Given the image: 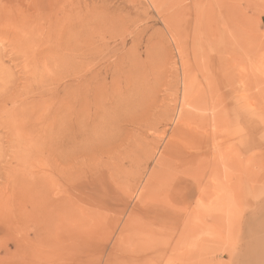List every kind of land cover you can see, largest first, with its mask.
I'll return each mask as SVG.
<instances>
[{
  "label": "rangeland",
  "instance_id": "rangeland-1",
  "mask_svg": "<svg viewBox=\"0 0 264 264\" xmlns=\"http://www.w3.org/2000/svg\"><path fill=\"white\" fill-rule=\"evenodd\" d=\"M90 49L92 53H89ZM0 56L2 68L6 70L7 67L11 75L9 86L6 81L5 87L3 82L0 83V264H264V0H0ZM2 78L0 81L8 80ZM76 86L84 88L80 102L86 106L96 102V98L101 99V104L104 102L101 107L97 104L100 100L96 102L98 110L104 108L98 114L108 112L107 115L112 117V113V121L107 115L105 119L110 124L117 123L112 124L117 128V134L119 130L122 133L118 134L121 137L117 135L120 139L114 138L110 144L118 143L114 147H119V150L112 147L111 157L107 154L111 151L106 153L111 146L102 150L97 141V145H92L95 151L88 149L90 145L79 143L76 148L79 154L76 150L62 154L66 160L60 154L55 153L56 157L50 151L47 153V119L51 121L53 116L55 120L57 116L58 122L65 93ZM95 87L97 91L93 89ZM83 104L78 107L83 108ZM86 106L82 113L87 112ZM88 108L91 113V105ZM179 110L186 114L182 127L188 129H179L180 136L177 130L178 137H189V129L197 128L202 132L193 130L197 134L193 133L195 138L190 131V137L196 141L193 145L190 137V141L184 138L183 142L175 141L177 150L182 153L177 152V157L176 149L168 151L164 144L180 122L175 119ZM217 120H223L222 124ZM184 130L186 133L182 132ZM220 130L221 134L228 132L219 137ZM183 133L187 135L183 136ZM176 135L175 140H178ZM127 137L128 147L123 143L120 147L118 140ZM205 144L206 147H202ZM78 147L88 155L83 157ZM160 152L173 157L161 156ZM75 155H78L76 159ZM162 157L171 162L170 168H180L175 171L181 170V174H169L173 170L170 171L168 161L161 160ZM199 157L210 160L205 162ZM177 158L184 164L180 165ZM215 158H220V166ZM115 160H118V170L112 165ZM208 161L215 164L210 166ZM54 162L58 166L52 165ZM60 163L63 169L57 175L62 166ZM156 164H165L158 166L162 170L165 167L164 171L169 168L165 171L169 178L164 177V171L159 172ZM208 166L212 172L215 166L218 171L212 173ZM53 167L56 169L52 170ZM104 167L108 171L106 168L104 171ZM198 170L203 172L196 177L194 171ZM98 173L103 175L99 177ZM160 173L164 178L158 176ZM52 177L58 179V182L55 180L58 185ZM93 177H99L96 178L98 185H106L99 187ZM101 178L103 182H100ZM146 178L149 182L166 179L161 181L162 184L157 182L165 192H161L162 187L157 189L155 181L151 182L157 190L152 189L153 194L148 197L151 200L146 199L150 204L142 205L135 199L136 190L143 187ZM49 180L55 185L51 183V186ZM206 180H209L208 184ZM40 181L49 184H45L47 191L44 183H37ZM168 185L170 190L166 191ZM202 185L204 191L200 194ZM37 186L45 188H40L42 194ZM204 187L212 191L207 189V192ZM214 191L222 193L217 197ZM37 196L41 199L39 205ZM219 197L220 205L214 203H219ZM213 203L217 205L216 209ZM189 204L194 205L192 211L195 214L190 211L193 205ZM232 205L234 212L230 211ZM171 206H175L172 211ZM209 206L214 211L221 209L220 221L217 219L220 211H211ZM34 207L39 208L36 213ZM191 212L195 217L197 214V220L190 217ZM138 213L141 217L136 221ZM127 216L133 221L129 220L131 224L126 223ZM187 216L193 217L191 220L195 219L197 224ZM158 217L161 222L155 225ZM188 223L190 228L192 226L191 232ZM213 223L220 228L216 230ZM147 226L153 229L148 230ZM154 226H157L155 230ZM182 231L188 236L179 233ZM178 234H181L182 242H178ZM19 249L24 252H21L23 259Z\"/></svg>",
  "mask_w": 264,
  "mask_h": 264
},
{
  "label": "bare ground",
  "instance_id": "bare-ground-1",
  "mask_svg": "<svg viewBox=\"0 0 264 264\" xmlns=\"http://www.w3.org/2000/svg\"><path fill=\"white\" fill-rule=\"evenodd\" d=\"M13 10H15V9H13ZM24 17H25V16H24ZM24 17H23V18H24ZM27 18H28V17H27ZM27 18H26V19H27ZM26 19H25V21H26ZM23 21H24V20H23ZM84 46H85V45H84ZM81 47H83V45H81ZM91 51H92V50L90 49V50H89V53H90ZM83 53H86V52H82V54H83ZM91 53H92V52H91ZM80 61H81V60H80ZM82 61H84V60H82ZM80 63H81V62H80ZM82 63H83V62H82ZM82 63H81V65H82ZM86 63H87V62H86ZM83 64H84V63H83ZM2 67H3V59H2V56H0V79H1V77H3L4 79L8 78V80L0 81V83L3 82V85H4V82H5V81H6V82L11 81V80H10L11 78H9L11 75L9 74L10 72H8L7 67H5L6 70L3 69ZM86 67H87V66H86ZM81 69H82V68H81ZM92 69H93V68H92ZM9 70H10V69H9ZM78 71H80V70H78ZM83 71H85L84 66H83ZM83 71H81V72H83ZM86 71H88V70L86 69ZM88 72H89V71H88ZM86 73H87V72H86ZM79 74H81V73L78 72V75H79ZM90 74H91V73H90ZM184 74H185V73H184ZM75 75H77V74H75ZM82 75H83V74H82ZM82 75H79V76H82ZM79 76H78V78H79ZM89 76H90V75H89ZM76 77H77V76H76ZM76 77H75V78H76ZM82 77H83V76H82ZM3 78H2V79H3ZM80 78H81V77H80ZM81 79H82V78H81ZM86 79H87V78H85V80H86ZM94 79H96V78H94ZM83 80H84V79H83ZM186 80H187V79H186ZM78 82H79V80H78ZM80 82H82V81L80 80ZM85 82H86V81H85ZM87 82H88V81H87ZM95 82H96V81H95ZM93 83H94V82H93ZM183 83H184V82H183ZM9 84H10V82L6 83L7 86H9ZM3 85H2V86H3ZM74 85H75V84H74ZM83 85H84V83H83ZM89 85H90V83H89ZM69 86H70V85H69ZM92 86H93V85H92ZM96 86H97V83H96ZM3 87H5V85H4ZM76 87H77V86H76ZM76 87L73 88V91H71V90H72V89H71L70 91H66V93H65V90H67L68 88L64 90V93H65V96H64V97H65V98L63 99L62 104H60V107H59V110L61 111V113H60V112H59V113H60L61 115H60V116L58 115V116L60 117L59 120H58V122H57V120H56V117H57V116L55 117V120L52 119L53 116H52V118H50L51 121H50V120L48 121V119H47V123H48V122H49V123L45 125V126L47 127V128L45 127V128L47 129V131H46L47 135H45V136H47V137H46V138H47V143L45 142V144L47 145L46 148L48 149V152H47V153H49V151H50V154H51V155H55V156H56L57 154H60V156H61L62 154H65V153L68 154L70 151H74V153H75V150L77 151L76 148H77V146H78L79 143H80V144H84V146H85V145H87V146L90 145L91 147H89V148L87 147V148H88V149L92 148V150H91V149H90V150H91V151H93V150L95 151V149H93V148H94L93 146L97 145V144H96V141H97V143H99V145H100V143H101L102 147L99 146V147H101L100 149H102V148H106V149H108L107 147H110V146L112 145L111 143H113L112 141L114 140V138H115V139H120L119 137H121V134H122V133L120 132V130H119V132H118V134L121 133L120 136H119V135L117 134V131H116L117 128L113 126V124L115 125V124H117V123H113V122H111V124H110V122H109L107 119H105V118H106L105 115H107L108 112H107V114H105V113L102 114V112H103V111H102V112H100L101 114H98V111H100V109L103 110L104 108H100V109L98 110L97 104H98V106L100 105V107H101V105H102L104 102L102 101V104H101V99H98V100H97V98L93 96L94 98H96L95 101L97 102V101L100 100V101H99L100 103L97 102V104H96V102H93V103H91V104L89 103V104L86 106L85 104H83V102H80V97H83V96H81V95H83V94H82V93H83L82 91L84 90V88H83V87H80V86L77 87V88H76ZM97 87H99V86H97ZM97 87H95V88H93V89L96 90ZM69 88H70V87H69ZM86 88H87V85H86ZM86 88H85V89H86ZM88 88H90V87H88ZM91 88H92V87H91ZM209 88H211V87L209 86ZM7 89H8V87H7ZM97 89H98V88H97ZM87 90H88V89H87ZM91 91H92V89H91ZM96 91H97V90H96ZM98 91H99V90H98ZM86 92H87V95H88V91H86ZM0 93H1V91H0ZM84 93H85V91H84ZM94 93H95V92H93V95H94ZM97 93H98V92H97ZM97 93H96V94H97ZM99 94H100V93H98V96H99ZM1 95H2V94H1ZM63 95H64V94H63ZM71 95L73 96V100L71 99V97H72ZM85 95H86V94H85ZM96 96H97V95H96ZM220 96H221V95H220ZM91 97H92V96H91ZM93 97H92V98H93ZM99 97H100V96H99ZM99 97H98V98H99ZM197 97H199V96H197ZM200 97H201V96H200ZM199 99H200V98H199ZM8 100H9V99H8ZM78 100H79V101H78ZM86 100H87V99H86ZM88 100H89V99H88ZM88 100H87V101H88ZM93 100H94V99H93ZM203 100H204V99H203ZM83 101H85V99H84ZM89 101H90V100H89ZM191 101H193V100H191ZM78 102H80L81 104H83V106H84V105L86 106L87 109H84L85 111L87 110L86 113H85V112L82 113V109L85 108V106H84L83 108H81V105H80V107H78L79 104H80V103L78 104ZM90 102H91V101H90ZM198 102H199V101H198ZM198 102H197V103H198ZM212 102H213V101H212ZM84 103H85V102H84ZM214 103H215V102H214ZM214 103H213V104H214ZM223 103H224V102H223ZM86 104H87V103H86ZM199 104H200V103H199ZM201 104H202V103H201ZM206 104H207V102H206ZM215 104H216V103H215ZM217 104H218V103H217ZM90 105H91V107H92V109H93V111H92L91 113H90V110H89V108H88V106H90ZM111 105H112V104H111ZM186 105H187V104H186ZM224 105H225V104H224ZM104 106H105V107H108V106H106L105 104H104ZM104 106H103V107H104ZM112 106H115V104L112 105ZM116 106H118V105H116ZM127 106H128V105H127ZM180 106H181V105H180ZM216 106H217V105H216ZM216 106H215V108H216ZM220 106H221V105H220ZM4 107H5V106H4ZM118 107H119V106H118ZM202 107H203V106H202ZM223 107H224V106H223ZM223 107H222V108H223ZM109 108H110V106H109ZM112 108H114V107H112ZM182 108H183V105H182ZM212 108H213V107H212ZM230 108H231V107H230ZM186 109H187V108H186ZM213 109H214V108H213ZM84 110H83V111H84ZM107 110H109V109H107ZM112 110H113V109H112ZM228 110H229V109H228ZM80 111H81V112H80ZM117 111H118V110H117ZM181 111H182V110H181ZM181 111L179 110V113H178V115H177V118H175L176 120L178 119V120L180 121V122L178 121L179 123H177V125H175V126H177V127L174 128V129H175V130H174L175 133L172 134V133L174 132V131H173V132L171 133L172 136L170 135L171 137H170L169 141L166 142V144H164V145L166 146V150H167V148H168V151L170 150V148H171V150H173V151H174L175 149L177 150V148H176V147H177L176 145L178 144L177 142H178V141L180 142V140H182V139L184 138V137H182V139H181L180 137H178V136H180V135L182 134V133H180V131L183 130V129H188L187 127H184V128L182 127V126H183V123H185V121H186V120H185V119H186V114L184 115V113H182V114L185 116V118H184L183 115L180 113ZM202 111H204V110H202ZM216 111H217V110H216ZM220 111H221V110H220ZM222 111H223V110H222ZM222 111H221V112H222ZM224 111H225V110H224ZM232 111H233V110H232ZM221 112H220V113H221ZM226 112H227V111H226ZM233 112H234V111H233ZM53 113H54V111H53ZM59 113H58V114H59ZM81 113H82V114H81ZM110 113H111V112H110ZM187 113H189L188 109H187ZM190 113H191V111H190ZM193 113H194V112H193ZM193 113H191V114H193ZM212 113H213V112H212ZM214 113H215V112H214ZM216 113H217V112H216ZM84 114H85L86 116H83ZM87 114H88V115H87ZM210 114H211V113H210ZM218 114H219V113H218ZM218 114H217V115H218ZM227 114H228V115H229V114L231 115V113H229V112H228ZM51 115H52V113L50 112L49 117H51ZM55 115H57V114H55ZM55 115H54V116H55ZM120 115H121V113H120ZM188 115L190 116V114H188ZM188 115H187V116H188ZM202 115H203V114H202ZM211 115H212V114H211ZM222 115H223V113H222ZM232 115H233V114H232ZM107 116H108V115H107ZM109 116H110V115H109ZM109 116H108V119H110V121H112V119H114V118H112V117H113L112 113H111V116H112V117H109ZM194 116H195V113H194ZM196 116H198V115H196ZM196 116H195V117H196ZM206 116H207V115H206ZM225 116H227V115H225ZM213 117H214L213 119H218V118H217L218 116H217L216 118H215V116H213ZM227 117H228V116H227ZM183 118H184V119H183ZM57 119H58V117H57ZM87 119H88V120H87ZM129 119H130V117L128 118V120H129ZM132 119H133V118H132V116H131V120H132ZM198 119H199V118H198ZM201 119H202V118H201ZM205 119H206V118H205ZM224 119H226V118L224 117ZM224 119H223V120H224ZM94 120H96V121H94ZM105 120H107V121H105ZM120 120H121V119H120ZM176 120H175V121H176ZM184 120H185V121H184ZM202 120H203V119H202ZM223 120H222V121H223ZM115 121H116V120H115ZM175 121H174V122H175ZM188 121H190V119H189ZM191 121H192V120H191ZM217 121H219L220 124H222V123H221L222 121H220V120H217ZM217 121H216V123H217ZM106 122H108V123H106ZM116 122H118V121H116ZM176 122H177V121H176ZM182 122H183V123H182ZM195 122H197V121H195ZM205 122H206V121H205ZM205 122H204V124H205ZM112 123H113V124H112ZM131 123H132V122H131ZM186 123H188V122H186ZM216 123H215V126H216ZM174 124H175V123H174ZM188 124H189V123H188ZM191 124L193 125V123H191ZM191 124H190V125H191ZM198 124H199V123H198ZM192 125H191V126H192ZM206 125H207V124H206ZM212 125H213V123H212ZM218 125H219V123H218ZM224 125H225V123H224ZM199 126H200V124L198 125V128H199ZM188 127H189V125H188ZM193 127H194V125H193ZM195 127H197V126H195ZM195 127H194V128H195ZM202 127L205 128L206 126H202ZM218 127H219V126H217V128H218ZM118 128H119V127H118ZM181 128H183V129H181ZM219 128H220V127H219ZM219 128H218V129H219ZM179 129H181V130H179ZM195 129L197 130V128H195ZM195 129H192V130L189 129V130L191 131L193 137H194L195 134H196V133L193 131V130H195ZM201 129H202V128H201ZM223 129L225 130L224 127H223ZM172 130H173V129H172ZM177 130H178V133H177ZM189 130H188V131H189ZM198 130H199V129H198ZM198 130H197V131H198ZM216 130H217V129H216ZM221 130H222V128H221ZM221 130H220V132H219L220 134L218 133V134H219V137H221L220 135H223V134H225V133H227V132L229 131V129H228L227 132H224V130H223L224 133L221 134ZM190 131L187 132V133H189V134H188L189 137H190V135H191V134H190ZM210 131H211V128H210ZM182 132H185V133H186L185 130L182 131ZM200 132H202V131H201V130L198 131V133H200ZM203 132H204V131H203ZM215 132H216V131H215ZM46 133H45V134H46ZM176 133L178 134V136L176 135ZM185 133H183V134H184L183 136L187 135V134H185ZM193 133H195V134H193ZM205 133H206V131H205ZM209 133H210V132H209ZM213 134H214V133H213ZM215 134L217 135V133H215ZM228 134H229V133H228ZM117 135L119 136L118 138H117ZM175 135L178 137V140H175ZM196 135H197V134H196ZM199 135L204 136L203 134H199ZM208 135H209V134H208ZM210 135H211V134H210ZM142 136H143V135H142ZM146 136H147V135H146ZM144 137H145V136H144ZM185 137H187L186 139L184 138L185 140L189 139L188 136H185ZM198 137H199V136H198ZM209 137H210V136H209ZM213 137H214V136H213ZM171 138L174 140V142H173V140H171ZM195 138H196V136H195ZM195 138H194V139H195ZM121 139H122V138H121ZM128 139H129L128 137H127L126 139H123V140H122L123 142H122L121 140H120L121 142L118 140L119 144L121 143V144H120V145H121L120 147H122V143H123V144H127L126 141H127ZM131 139H133V138H131ZM144 139H145V138H144ZM176 139H177V138H176ZM179 139H180V140H179ZM184 139H183V140H184ZM190 139H191V142H190V143L192 144V142H193L194 140H192L193 138H191V137H190ZM190 139H189V141H190ZM199 139H200V137H199ZM202 139H204V138L202 137ZM210 139H212V137H211ZM125 140H126V141H125ZM134 140H135V138H134ZM137 140H138V139H137ZM183 140H182V142H183ZM197 140H198V139H197ZM205 140H206V139H205ZM124 141H125V143H124ZM146 141H147V140H146ZM146 141H145V142H146ZM175 141H177V142H175ZM189 141H188V142L184 141V142L189 143ZM215 141H216V140H215ZM215 141H214V142H215ZM115 142H116V140H115ZM115 142H114V143H115ZM134 142H137V141H134ZM141 142H144V140H143V141L141 140ZM182 142H181V143H182ZM194 142H196V141H194ZM209 142H210V140H209ZM212 142H213V141H212ZM137 143H138V142H137ZM139 143H140V142H139ZM163 143H164V142H163ZM176 143H177V144H176ZM181 143H180V144H181ZM186 143H185V144H186ZM190 143H189V144H190ZM206 143H207V142H206ZM94 144H95V145H94ZM110 144H111V145H110ZM115 144H116V145H114V146H117V145H118V143H115ZM180 144H179V145H180ZM183 144H184V143H182V145H183ZM189 144H188V145H189ZM194 144H195V143H194ZM217 144H218V143H217ZM92 145H93V146H92ZM103 145H104V146H103ZM138 145H139V144H138ZM179 145H178V148H179ZM192 145H193V144H192ZM114 146H111V147L109 148L110 150H106V153H107V151H109V152L111 151L110 153H107L108 155H110L111 153L114 152L113 149H112V147H113L114 149L116 148V147H114ZM123 146H124V145H123ZM146 146H147V144H146ZM195 146H196V145H194V147H195ZM198 146H200V145H198ZM203 146L206 147V144H205V145H202V147H203ZM207 146H208V145H207ZM79 147H81V148L84 149V147H82V146H79ZM79 147H78V148H79ZM127 147H128V144H127ZM147 147H148V146H147ZM150 147H151V146H150ZM185 147H186V146H184L183 148H185ZM187 147H188V146H187ZM190 147L192 148V146H190ZM205 147H204V150H206ZM125 148H126V147H125ZM152 148H153V147H152ZM152 148H151V149H152ZM164 148H165V147H164ZM173 148H174V149H173ZM191 148H190V149H191ZM195 148H196V147H195ZM208 148H209V147H208ZM213 148H214V147H213ZM79 149H80V148H79ZM79 149H78V150H79ZM98 149H99V148H98ZM111 149H112V150H111ZM116 149L119 150V147L116 148ZM181 149H182V148H181V146H180V150H181ZM200 149H201V148H200ZM200 149H199V150H200ZM80 150H82V149H80ZM80 150H79V151H80ZM90 150H89V151H90ZM102 150H103V149H102ZM102 150H100V151L102 152ZM104 150H105V149H104ZM122 150H123V149H122ZM129 150H130V149H129ZM176 150H175V151H176ZM182 150H183V149H182ZM192 150H193V149H192ZM192 150H191V151H192ZM202 150H203V149H202ZM204 150H203V151H204ZM233 150H234V148H233ZM55 151H56V152H55ZM89 151H88V152H89ZM112 151H113V152H112ZM115 151H116V150H115ZM124 151H125V150H124ZM175 151H174V154H175V155L178 154L177 152H179V150H177L176 153H175ZM187 151H188V150H187ZM194 151H195V150H194ZM197 151H198V150H197ZM203 151H202V152H203ZM217 151H218V150H217ZM220 151H221V150H220ZM81 152H83V154H84V155L82 154L83 157L86 156V155H88V154L85 155L84 150L80 151V154H81ZM85 152H86V151H85ZM104 152H105V151H104ZM104 152H102V153H104ZM138 152H139V151H138ZM144 152H145V150H144ZM150 152H151V151H150ZM154 152H155V151H154ZM164 152H166V151H163V153H164ZM170 152H171V151H170ZM170 152H166V154H167V153H170ZM198 152H199V151H198ZM206 152H207V151H206ZM206 152H205V154H206ZM55 153H57V154H55ZM89 153H90V152H89ZM91 153H92V152H91ZM160 153H161V154H159V155L162 156V155H163L162 152H160ZM171 153H172V152H171ZM179 153L182 154L181 152H179ZM183 153L185 154V152H183ZM195 153H196V152H195ZM220 153H221V152H220ZM77 154H79L78 151H77ZM104 154H105V153H104ZM115 154L119 155V153H117V152H116ZM127 154H128V153H127ZM127 154H126V155H127ZM148 154H149V153H148ZM174 154H173V155H174ZM184 154H183V156H185ZM187 154H188V153H187ZM192 154H193V153H192ZM203 154H204V153H203ZM207 154H209V153L207 152ZM218 154H219V153H218ZM73 155H74V154H72L71 156H73ZM105 155H106V154H105ZM108 155H106V156L108 157ZM121 155H122V154H121ZM121 155H120V156H121ZM126 155H125V156H126ZM145 155H146V153H145ZM171 155H172V154H171ZM171 155H169V154H168V155H165V154H164L163 156H171ZM188 155H189V154H188ZM193 155H194V154H193ZM196 155H197V154H196ZM196 155H195V156H196ZM220 155H221V154H219V157H220ZM55 156L53 157L54 160H55ZM62 156H63V155H62ZM62 156H61V157H62ZM66 156H67V155H66ZM75 156H76V155H75ZM77 156H78V155H77ZM77 156L75 157V159L77 158ZM80 156H81V155H80ZM106 156H105V157H106ZM115 156H116V155H115ZM138 156H139V155H138ZM176 156H177V155H176ZM176 156H175V157H176ZM180 156L182 157V155H180ZM186 156H187V155H186ZM195 156H192V157H195ZM198 156H199V154H198ZM203 156H205V155H203ZM207 156H209V155H207ZM214 156H215V154H214ZM48 157H49V156H48ZM56 157H57V156H56ZM69 157H70V156H69ZM110 157H111V155H110ZM172 157H173V156H171V158H172ZM177 157H179V155H178ZM200 157H201V156H200ZM200 157H199V158H200ZM217 157H218V155H217ZM217 157H216V158H217ZM50 158H51V157H49L48 159L50 160ZM63 158L65 159V158H67V157L63 156ZM157 158L159 159L160 157H157ZM163 158H164V157H162L161 160H164L165 162L168 161L167 163H169V160H168L167 157H166V158H167V161H166L165 159H163ZM169 158H170V157H169ZM171 158H170V159H171ZM189 158H190V157H189ZM216 158L214 159L215 162H216L218 159H220V158H218V159H216ZM59 159H60V158H59ZM61 159H62V158H61ZM61 159H60V161H61ZM127 159H128V158H127ZM177 159H178V158H177ZM177 159H174V160H177ZM187 159H188V158H187ZM191 159H192V158H191ZM203 159H204V157H203ZM203 159L200 158V160H203ZM212 159H213V158H212ZM49 160H48V162H50ZM65 160H66V159H65ZM137 160H138V159H137ZM159 160H160V159H159ZM159 160H156V161H159ZM179 160H180V158L178 159L177 162H179ZM182 160H183V159H182ZM182 160H181V161H182ZM197 160H198V158H197ZM204 160H205V159H204ZM207 160H210V159H207ZM207 160H205V162H207ZM57 161H58V160H57ZM109 161H111V159H109ZM112 161L114 162L113 159H112ZM112 161H111V162H112ZM117 161H118V160H117ZM117 161L115 160V163H113L112 165H113V168L115 167V168L118 170V167H119V166H118V162H117ZM119 161H120V160H119ZM129 161H130V160H129ZM156 161H155V162H156ZM164 161H163V162H164ZM170 161H171V160H170ZM172 161H173V160H172ZM185 161H188V160H186V158H185ZM222 161H223V160H222ZM222 161H221V162H222ZM58 162H59V161H58ZM102 162H103V161H102ZM106 162H107V161H106ZM125 162H126V161H125ZM131 162H132V161H131ZM159 162H160V161H159ZM159 162H157V163H159ZM163 162H162V163H163ZM177 162L175 161V163H177ZM182 162H183V161H182ZM182 162H181V163L179 162V164L182 165ZM190 162H191V160H189V163H190ZM196 162H197V161H196ZM196 162H195V163H196ZM202 162H203V161H201V163H202ZM208 162H210V161H208ZM218 162H219V163H216V164H217L218 166H220V165H221V164H220V160H218ZM50 163H51V162H50ZM52 163H53V162H52ZM56 163H57V162H54V164H52V165L55 166ZM107 163H108V162H107ZM121 163H122V162H121ZM134 163H135V162H134ZM167 163H166V166H167ZM170 163H171V162H170ZM170 163H169V168H170V166H172V164H170ZM172 163H174V162H172ZM175 163H174V165H175ZM186 163H187V162H186ZM199 163H200V161L198 162V164H199ZM212 163H213V161L210 162V166H211ZM60 164H61V163H60ZM108 164H109V163H108ZM110 164H111V163H110ZM139 164H140V163H139ZM179 164H177L176 166H180ZM183 164H184V162H183ZM192 164H193V163H192ZM196 164H197V163H196ZM198 164H197V165H198ZM202 164H203V163H202ZM204 164H205V163H204ZM208 164H209V163H207L206 166H207ZM214 164H215V163H213V165H214ZM52 165H51V166H52ZM56 165H57V164H56ZM61 165H62V164H61ZM61 165H60V166H61ZM99 165H100V164H99ZM161 165L164 166L165 164H159V165L156 164L157 169H159L158 166H161ZM187 165L189 166V165H191V164H187ZM197 165H196V166H197ZM213 165H212V167H214ZM217 165H216V166H217ZM57 166H58V165H57ZM135 166H136V165H135ZM185 166H186V165H185ZM191 166H192V165H191ZM194 166H195V164H194ZM194 166H193V167H194ZM199 166H200V165H199ZM216 166H215V169L218 167V166H217V167H216ZM186 167H187V166H186ZM208 167H209V166H208ZM57 168H58V167H57ZM105 168H106V167H104V171H106ZM110 168H111V167H110ZM143 168H144V166H143ZM154 168H155V167H154ZM164 168H165V167H164ZM164 168H163V170H162V168H160L161 170L159 169V172L164 171ZM166 168H168V167H166ZM169 168L166 169L165 171L168 172ZM181 168L184 169L185 167H184V168L181 167ZM201 168H202V166H201ZM204 168H207V167H205V165H204ZM209 168H210V167H209ZM209 168H208V169H209ZM218 168H219V167H218ZM218 168H217V169H218ZM50 169H51V168H50ZM50 169H49V171H50ZM53 169H54V167L52 168V170H53ZM55 169H56V168H55ZM55 169H54V170H55ZM58 169H60V170L57 171V173L54 171L57 175H58V172H60V171L63 169V165L61 166V168H58ZM58 169H57V170H58ZM102 169H103V167H102ZM106 169H107V171H108V168H106ZM136 169H137V168H136ZM170 169H171L170 171H172V170H173V171L170 172L169 174L174 173V172L176 173L177 170L180 169V168H174V169H173V168H170ZM175 169H177V170L175 171ZM190 169H191V167H190ZM198 169H200V167H199ZM213 169H214V168H213ZM215 169H214L213 172L218 171V170L215 171ZM219 169H220V168H219ZM46 170H47V169H46ZM119 170H120V169H119ZM122 170H123V169H122ZM130 170H131V169H130ZM132 170H133V169H132ZM152 170H155V169L152 168ZM191 170L193 171V169H191ZM200 170H201V169H200ZM204 170H206V169H203V171H204ZM209 170L211 171V168H210ZM209 170H208V171H209ZM104 171H103V174L105 175ZM125 171H126V170H125ZM157 171H158V170H157ZM157 171H156V172H157ZM165 171H164V172H165ZM178 171H179V170H178ZM186 171H187V170H185L183 173H186ZM203 171H199V170H198V172H197V171H194V172L197 173V174L195 173L196 177H197V175H198L199 172H200V176H201V172H203ZM52 172H53V171H52ZM63 172H64V171H62V173H63ZM97 172H98V171H97ZM109 172H110V171H109ZM111 172H112V171H111ZM121 172H122V171H121ZM152 172H155V171H152ZM152 172L149 174L150 177H152V175H151ZM164 172H163V173H164ZM180 172H182V171L180 170ZM180 172H179V173H180ZM194 172H192V174H193ZM211 172H212V171H211ZM213 172H212V173H213ZM47 173H48V172H47ZM47 173H46L45 175H47ZM90 173H91V172H90ZM95 173H96V170H95ZM113 173H114V172H113ZM129 173H130V171H129ZM129 173H128V174H129ZM138 173H139V172H138ZM165 173H166V172H165ZM165 173H164V174H165ZM177 173H178V172H177ZM179 173H178V174H179ZM219 173H220V172H219ZM48 174H50V173H48ZM59 174H61V173H59ZM91 174H92V173H91ZM93 174H94V173H93ZM103 174H100V175H99V173H98L99 177H101ZM116 174H117V173H116ZM132 174H133V173H132ZM153 174L155 175L156 173H153ZM160 174H161V173H160ZM180 174H181V173H180ZM209 174H211V173L209 172ZM217 174H218V172H217ZM98 175H97V176H98ZM149 175H148V176H149ZM154 175H153V177H154ZM162 175H163V174H161V176H160V175H158V176L161 177V178H164L165 176H168L167 173L164 175V177H162ZM171 175H172V174H171ZM184 175H185V174H184ZM186 175H187V174H186ZM186 175H185V176H186ZM47 176H48V175H47ZM47 176H46V177H47ZM51 176H53V175H51ZM61 176H62V175H61ZM94 176H95V174H94ZM108 176H109V178H110V175H107V177H108ZM126 176H127V175H126ZM129 176H130V175H129ZM173 176H174V174H173ZM173 176H172L171 178H174V177H175V176H174V177H173ZM193 176H194V175H193ZM193 176H192V177H193ZM200 176L198 177L199 179L201 178ZM99 177H95V179H94V177H93L94 181H96V180H97L96 178H99ZM118 177H119V176H118ZM132 177H133V176H132ZM155 177H156V176H155ZM186 177H187V176H186ZM186 177H182V178H185V179H186ZM192 177H190V178H192ZM213 177L215 178V175H214V174H213ZM37 178H38V177H37ZM50 178H51V177H50ZM91 178H92V177H91ZM104 178H105V177H104ZM156 178H158V177H156ZM165 178H166V177H165ZM168 178H169V176H168ZM168 178H167V179H168ZM190 178H189V180H188V179H187V180L191 182ZM194 178H195V177H194ZM194 178H193V179H194ZM208 178H209V180H210V182H211L212 179H210V177H208ZM211 178H212V176H211ZM229 178H230V177H229ZM231 178H232V177H231ZM52 179H53L54 182H56V181L58 180V179L56 178L57 180L55 179V180H56V181H55L53 177H52ZM93 179H92V180H93ZM111 179H112V178H111ZM159 179H160V178H159ZM159 179H157V182H159V183H161V184H162L163 180H164V181L166 180V179H161V181H162V182H161ZM193 179H192V180H193ZM195 179H196V178H195ZM206 179H207V178H206ZM233 179H234V178H233ZM92 180H90V182H91ZM105 180H106V178H105ZM113 180H116V179H113ZM158 180H159V181H158ZM169 180H170V179H169ZM171 180H172V179H171ZM209 180H206L207 184L209 183ZM53 181H52V180H49L48 183H49L51 186H53V185H55V184L58 185V183H57L58 181H57L55 184H53ZM98 181H99V180L96 181L97 185L99 184ZM106 181H107V180H106ZM146 181H147V182H145L144 185H141V186H143V187H141L140 189L136 190L137 198H135V199H136L140 204H142V205H148V204H145V203H149V204H150V202H147V201L151 200L150 198L148 199V197H150V195L153 194V193H151V192H152L153 190L155 191V190L159 189V187H162V186H158L159 183H157V182L155 181V179H154V180H150V181H151V182L155 181V185H156V183H157V186H158L157 189H156V188H153V185H154V184L151 185L152 183L149 182V180H147V178H146ZM204 181H205V180H204ZM228 181H229V180H228ZM234 181H235V180H234ZM234 181L232 182V184H234ZM44 182H45V181H43V183H44ZM100 182H103V181H102V178H101ZM112 182H113V181H112ZM167 182H169V181H167ZM170 182H171V181H170ZM172 182H173V181H172ZM192 182H194V181H192ZM195 182H198V181L196 180ZM195 182H194V183H195ZM206 182H205V183H206ZM212 182H213V181H212ZM212 182H211V184L213 185ZM37 183L41 184L42 182L40 181V182H37ZM37 183H34V184L38 185ZM43 183H42V184H43ZM51 183H52L53 185H52ZM59 183H60V182H59ZM96 183H95V184H96ZM164 183H165V182H164ZM164 183H163V185H165ZM194 183H193V184H194ZM34 184H33V186H34ZM45 184H46V183H44L43 186H45ZM49 184H48V185H49ZM95 184H93V185H95ZM100 184H101V183H100ZM102 184H103V183H102ZM109 184H110V183H109ZM128 184H129V183H128ZM128 184H127V185H128ZM170 184H171V183H170ZM211 184H210V185H211ZM48 185L46 184V186H48ZM103 185H104V184H103ZM103 185H98V186H99V187H102ZM105 185H106V183H105ZM105 185H104V186H105ZM110 185H111V184H110ZM123 185H124V184H123ZM172 185H173V184H172ZM186 185H187V184H186ZM188 185H189V184H188ZM195 185H196V183H195ZM199 185H200V184H199ZM204 185H205V184H204ZM46 186H45V188H46V191H47V187H46ZM51 186H50V187H51ZM104 186H103V187H104ZM119 186H120V185H119ZM133 186H134V185H133ZM169 186H170V185H168V188L165 189L166 191H167V189L170 190ZM191 186H192V185H191ZM193 186H194V185H193ZM193 186H192V187H193ZM229 186H231V185H229ZM233 186H234V185H233ZM37 187H38V186H37ZM106 187H107V186H106ZM106 187H105V188H106ZM112 187H113V186H112ZM112 187H110V188L112 189ZM124 187H125V186H124ZM130 187H131V186H130ZM184 187H185V186H184ZM187 187H188V186H187ZM197 187L199 188V186H197ZM205 187H208V186H205ZM205 187H204V188H205ZM217 187H218V186H217ZM222 187H223V186H222ZM40 188H44V187H38L39 191L41 190ZM45 188H44L43 190H45ZM48 188H49V187H48ZM105 188H103V189H105ZM171 188H172V187H171ZM195 188H196V186H195ZM209 188H210V187H209ZM211 188H213V186H212ZM211 188H210V189H211ZM103 189H101V190H103ZM111 189H110V190H111ZM115 189H116V188H115ZM122 189H123V188H122ZM152 189H153V190H152ZM162 189L164 190V187H162L161 190H162ZM173 189H174V188H173ZM179 189H180V188H179ZM182 189H183V188H182ZM182 189H181V190H182ZM207 189H208V188H205L206 191H207ZM210 189H208V191H212V189H211V190H210ZM217 189H218V188H217ZM217 189H216V190H217ZM230 189H231V188H230ZM125 190H126V189H124V191H125ZM163 190H162L161 192H165V191H163ZM186 190H187V189H186ZM220 190H223V189L221 188ZM220 190H219V191H220ZM104 191H106V190H104ZM108 191H109V187H108ZM108 191H107V192H108ZM172 191H173V190H172ZM183 191L185 192V190H183ZM187 191H188V190H187ZM196 191H197V189H196ZM201 191H204V190H203V185H202V187H201V190L199 191L200 194H201ZM206 191H205V192H206ZM208 191H207V192H208ZM219 191H218V192H219ZM234 191H235V190H234ZM41 192H43V191L41 190L40 193H41ZM67 192H68V191H67ZM110 192H111V191H110ZM114 192H115V191H114ZM114 192H113V190H112V193H114ZM205 192H204V193H205ZM214 192H215V191H214ZM218 192H217V194H218ZM36 193H37V192H36ZM40 193L38 192L37 194H39V196H41ZM105 193H106V192H105ZM117 193H119V192L117 191ZM127 193H128V192H127ZM155 193H157V192H154V194H155ZM169 193H170V192H169ZM169 193H167V194H169ZM179 193H181V195H182V192H179ZM186 193H187V192H186ZM196 193H198V192H196ZM204 193H202V195H203ZM211 193H212V192H211ZM221 193H222V192H221ZM221 193H219V194L217 195L216 192H215V194H216L217 197H218ZM41 194H42V193H41ZM43 194H45V193H43ZM107 194H108V193H107ZM107 194H106V195H107ZM114 194H115V193H114ZM158 194H160V193H158ZM163 194H164V193H163ZM175 194H176V193H175ZM183 194H184V193H183ZM206 194H208V193H206ZM206 194H204V195H206ZM212 194H213V193H212ZM215 194H214V195H215ZM33 195H34V194H33ZM45 195H47V192H46ZM112 195H113V194H112ZM115 195H116V194H115ZM117 195H118V194H117ZM123 195H124V194H123ZM128 195H129V194H128ZM131 195H132V194H131ZM136 195H135V196H136ZM155 195H157V194H155ZM190 195H191V194H190ZM39 196H37L38 205H39V200H41V199H38ZM42 196H44V195H42ZM50 196H51V195H50ZM133 196H134V195H133ZM162 196H163V195H162ZM166 196H167V195H166ZM169 196H170V195H169ZM198 196H199V199L201 200L202 197H200V195H198ZM207 196H208V195H207ZM232 196H233V195H232ZM44 197H45V196H44ZM57 197H58V196H56V198H57ZM152 197H154V196H152ZM164 197H165V196H164ZM164 197H163V198H164ZM217 197H215V199H217ZM33 198H34V197H33ZM74 198H75V197H74ZM127 198H128V197H127ZM156 198H157V197H156ZM158 198L161 199L160 197H158ZM183 198H184V197H183ZM205 198H206V197H205ZM212 198H214V197H212ZM212 198H211V199H212ZM231 198H232V197H231ZM43 199H44V198H43ZM72 199H73V198H72ZM146 199H147V201H146ZM154 199H155V198H153V200H154ZM208 199H210V198H208ZM215 199H213V200L216 201ZM218 199H219V201H218L219 203H217V201H216V202L213 201V202H214L215 204L220 205L221 199H220V197H219ZM47 200H48V199H47ZM52 200H53V199H52ZM59 200L61 201V199H59ZM169 200H170V199H169ZM169 200H168V202H170ZM183 200H184V199H183ZM232 200H233V199H232ZM44 201H45V200H44ZM44 201H40V202H44ZM62 201H63V200H62ZM64 201H65V200H64ZM68 201H69V203H70V200H68ZM161 201H162V200H160L159 202H161ZM178 201H180V200H178ZM181 201H182V200H181ZM181 201H180V202H181ZM197 201H198V199H197ZM197 201H196V202H197ZM201 201H202V200H201ZM205 201H206V200H205ZM205 201H204V202H205ZM209 201H210V200H208V202H209ZM233 201H234V200H233ZM33 202H35V201H33ZM36 202H37V201H36ZM71 202H72V201H71ZM74 202H75V201H74ZM135 202H136V201H135ZM156 202H157V201H156ZM164 202H166V199L164 200ZM164 202L161 203V206H162V204H164ZM202 202H203V201H202ZM202 202H201V203H202ZM211 202H212V200H211ZM46 203H47V202H46ZM50 203H51V202H50ZM54 203H57V202L55 201ZM54 203H53V205H55ZM58 203H59V202H58ZM61 203H62V202H61ZM63 203L65 204L66 202H63ZM67 203H68V202H67ZM136 203H137V202H136ZM143 203H144V204H143ZM191 203H192V202H191ZM214 203H213V205H215ZM261 203H262V202H261ZM42 204H43V203H42ZM157 204H158V203H157ZM159 204H160V203H159ZM166 204H167V202H166ZM169 204H170V203H169ZM178 204H180V206L183 207V205H181V203H178ZM184 204H185V202H184ZM204 204H205V203H204ZM204 204H203V205H204ZM207 204H209V203H207ZM232 204H233V203H232ZM34 205H35V203H34ZM58 205H59V204H57V206H58ZM60 205H61V204H60ZM142 205H141V206H142ZM152 205L155 207V204H153V202H152ZM170 205H171V204H170ZM187 205H188V204H187ZM189 205H193V204H189ZM164 206L166 207V205H164ZM168 206H169V205H168ZM168 206H167V209H168ZM176 206H177V204H176ZM180 206H179V207H180ZM184 206H185V205H184ZM198 206L200 207L199 204H198ZM205 206H206V205H205ZM210 206H211V205H210ZM210 206L208 207V209H210ZM216 206H217V205L213 206L214 209L217 208ZM234 206H235V205H234ZM58 207H60V206H58ZM64 207H65V206H64ZM67 207H68V206H67ZM147 207H148V206H147ZM179 207H178V208H179ZM182 207H181V208H182ZM188 207H189V206H188ZM190 207H191V206H190ZM206 207H207V206H206ZM215 207H216V208H215ZM219 207H220V206H219ZM44 208H45V207H44ZM142 208H143V206H142ZM159 208H160V207H159ZM161 208H163V207H161ZM173 208H175V206H174V207L171 206L170 210L173 209ZM181 208H179V209H181ZM193 208H194V205H193V207L191 208L190 211H192ZM195 208H196V207H195ZM201 208H203V207H201ZM204 208H205V207H204ZM220 208H221V207H220ZM231 208H232V210H230V211H233V212H234L235 209H233V208H234L233 205H232ZM235 208L237 209V207H235ZM38 209H39V208H38ZM38 209H35V207H34L33 210H35V213H36V211H38ZM139 209H140V208H139ZM148 209H149V208H148ZM165 209H166V208H165ZM176 209H177V208H176ZM186 209H187V208H186ZM197 209H198V208H197ZM197 209H195V210H196V213L199 212L198 210H201L200 208H199L198 210H197ZM208 209L206 208L207 211H208ZM214 209L212 208V210H211V209H210V210H211V211H214ZM62 210H63V208H62ZM132 210H133V209H132ZM136 210H137V207H136ZM136 210H135V213H137ZM177 210H178V209H177ZM177 210H173V211H175V213H176V212L179 213V211H177ZM193 210H194V209H193ZM210 210H209V211H210ZM218 210H219V209H218ZM256 210H257V209H256ZM133 211H134V210H133ZM140 211H141V209H140ZM143 211H146V208H145V210H143ZM161 211H162V210H161ZM166 211H167V210H166ZM171 211H172V210H171ZM181 211H183V209H182ZM190 211H189V212H190ZM201 211H202V210H201ZM211 211H210V212H211ZM216 211H217V210H216ZM216 211H214V212H216ZM219 211H220V212H219ZM219 211H217V213L219 212V214H217V215H219V217H218L217 219L220 218V213L222 212L221 209H220ZM45 212H46V210H45ZM192 212H193V211H192ZM192 212L190 213V217L193 216ZM194 212H195V211H194ZM194 212H193V213H194ZM42 213H43V211H42ZM42 213H41V214H42ZM49 213H50V212H49ZM130 213H132V212H130ZM145 213H148V212H145ZM145 213H144L145 216L142 214L144 217H146V215H147V214H145ZM149 213H150V212H149ZM156 213H158V212H156ZM160 213H161V212H160ZM167 213H168V212H167ZM180 213H182V212H180ZM199 213H200V212H199ZM223 213H224V212H223ZM44 214H45V213H44ZM44 214H43V215H44ZM58 214H59V213H58ZM151 214H152V213H151ZM170 214H172V213H169V215H170ZM191 214H192V215H191ZM194 214H195V213H194ZM211 214H212V213H211ZM211 214H210V215H211ZM230 214H231V212H230ZM233 214H234V213H233ZM235 214H236V213H235ZM48 215H49V214H48ZM149 215H150V214H149ZM155 215H156V214H155ZM158 215H159V213H158ZM179 215H180V214H179ZM182 215H183V214H182ZM222 215H223V214H222ZM134 216H135V214H134ZM138 216H139V217L136 218V221H137L138 218L141 217V215H140L139 213H138ZM143 216H142V217H143ZM151 216H153V215H151ZM171 216H172V215H171ZM177 216H178V215H177ZM214 216H216V215H214ZM232 216H234V215H232ZM232 216H231V217H232ZM42 217H43V216H42ZM49 217H50V216H49ZM127 217H128V216H127ZM132 217H133V216H132ZM155 217L157 218V216H155ZM181 217H182V216H181ZM187 217H188V216H187ZM193 217L196 218V220H197V218H198V217H197V214H196V217H195V215H194ZM193 217H192V218H193ZM40 218H41V217H40ZM50 218H51V217H50ZM50 218H47V220L50 219ZM172 218H173V217H172ZM172 218H170V219H172ZM177 218H178V217H177ZM192 218H191V219H192ZM132 219H133V218H132ZM134 219H135V218H134ZM134 219H133V220H134ZM151 219H152V218H150V220H151ZM180 219H181V218H180ZM188 219H189L191 222H192L193 220H195V219L191 220L189 217H188ZM42 220H44V218H43ZM126 220H127L126 223L128 224L129 220L131 221V218L128 217ZM160 220H161L160 217H158V222H157V224H155V225H159V223L161 222ZM163 220H164V219H163ZM163 220H162V222H163L164 225H165V222H164L165 220H164V221H163ZM173 220H175V219H173ZM196 220L193 221V223H196ZM34 221H36V220H34ZM55 221H56V220H55ZM139 221H140V220H139ZM141 221H143V220H141ZM144 221H145V220H144ZM151 221H154V219L151 220ZM156 221H157V219H155V222H156ZM167 221H168V218H167ZM167 221H166V223H167ZM176 221H177V220H176ZM179 221H180V220H179ZM186 221H187V220L185 219V223H186V226H187V222H186ZM212 221H213V220H212ZM215 221H216L215 223H218L217 220H215ZM219 221H220V219H219ZM47 222H49V221H47ZM56 222H57V221H56ZM131 222H133V221H131ZM131 222H129V223L131 224ZM170 222H171V221H170ZM173 222H174V221H173ZM191 222H190V223H191ZM213 222H214V221H213ZM174 223H175V222H174ZM177 223H178V222H177ZM177 223H176V224H177ZM130 224H129V225H130ZM133 224H135L134 226H136V222H134ZM137 224H138V222H137ZM141 224H142V223H141ZM141 224H140V225H141ZM143 224H144V223H143ZM196 224H197V223H196ZM196 224H195V225H196ZM35 225H36V224H35ZM49 225H50V224H49ZM140 225H138V226H140ZM147 225H148V224H147ZM149 225H150V224H149ZM173 225H174V224H173ZM177 225H178V224H177ZM179 225H180V224H179ZM193 225H194V224H193ZM195 225H194V226H195ZM211 225H212V224H211ZM213 225H214V227H215V224H214V223H213ZM43 226H45V225H43ZM167 226H169V225H167ZM170 226H171V225H170ZM217 226H219V225H217ZM18 227H20V226H18ZM37 227H38V226H37ZM45 227H46V226H45ZM147 227H148V226H147ZM151 227H152V226H151ZM151 227H150V228L148 227V228H149L148 230L153 229V227H152V228H151ZM155 227H157V226H154V230L156 229ZM160 227H161V226H160ZM175 227H176V226H175ZM166 228H167V227H166ZM173 228H174V227H173ZM181 228H182V227H181ZM189 228H190V227H189V223H188V229H189ZM191 228H192V226H191ZM191 228H190V232H191V230H192ZM215 228H216V227H215ZM219 228H220V227L216 228V230L219 229ZM47 229L50 230L49 227H48ZM19 230H21V228H20ZM144 230H145V229H144ZM198 230H199V229H198ZM198 230H197V231H198ZM15 231H16V230H15ZM70 231H71V230H70ZM74 231H75V229H74ZM179 231H180V230H179ZM218 231H219V230H218ZM218 231H217V233H218ZM17 232H18V231H17ZM151 232H152V231H151ZM161 232H162V231H161ZM187 232H188V231H187ZM190 232H189V233H190ZM203 232H204V231H203ZM73 233H74V232H73ZM166 233H167V232H166ZM179 233H183V234H185L184 236H188V234L186 235V232L184 233V232L182 231V232H179ZM159 234H161V233L159 232ZM190 234H191V233H190ZM190 234H189V235H190ZM178 235L180 236L181 234H178ZM193 235H194V234H193ZM196 235H197V233H196ZM215 235H216V234H215ZM74 236H75V235H74ZM191 236H192V234H191ZM122 237H123V236H122ZM177 237H178V236H176V238H177ZM181 237H182V236L178 237L179 240H178V239H175V240H178V242L181 240L180 242H182V239H180ZM205 237H206V236H203L204 239H205ZM215 237H217V236H215ZM183 238H184V237H183ZM196 238H197V237H196ZM77 239H78V238H77ZM121 239H122V238H121ZM192 239H193V238H192ZM198 239H199V238H198ZM216 239H219V237H217ZM207 240H208V239H207ZM22 241H23V240H22ZM74 241H75V240H74ZM203 241H204V240H202L201 243H203ZM15 243H16V242H15ZM17 243L19 244V247H20V242H17ZM184 243H185V241H184ZM206 243H207V242H206ZM71 244H72V243H71ZM22 245H23V243H22ZM22 245H21V246H22ZM28 245H32V244H28ZM72 246H73V244H72ZM14 247H15V245H14ZM19 247H18V248H19ZM22 247H23V246H22ZM33 247H34V245H33ZM199 248H200V247H199ZM15 249H16V247H15ZM21 249H23V248H21ZM34 249H35V247H34ZM73 249H74V248H73ZM173 249H174V248H173ZM16 251H17V250H16ZM19 251H20V249H19ZM173 251H174V250H173ZM21 252H23V251L21 250V251L19 252V254H21L20 257H21V256L24 257V255H23L24 252H23V253H21ZM171 252H172V251H171ZM17 254H18V252H17ZM30 254H31V253H30ZM18 256H19V255H17V259L19 258ZM21 258H22V257H21ZM22 259H23V258H22ZM19 260H20V259H19ZM31 261H32V260H31Z\"/></svg>",
  "mask_w": 264,
  "mask_h": 264
}]
</instances>
